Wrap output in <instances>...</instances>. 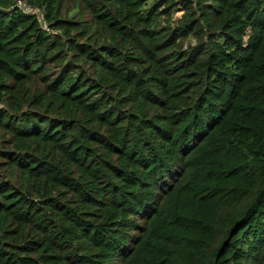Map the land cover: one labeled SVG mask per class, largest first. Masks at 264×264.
Listing matches in <instances>:
<instances>
[{"label": "trees", "instance_id": "obj_1", "mask_svg": "<svg viewBox=\"0 0 264 264\" xmlns=\"http://www.w3.org/2000/svg\"><path fill=\"white\" fill-rule=\"evenodd\" d=\"M0 264H264V0H0Z\"/></svg>", "mask_w": 264, "mask_h": 264}, {"label": "built area", "instance_id": "obj_2", "mask_svg": "<svg viewBox=\"0 0 264 264\" xmlns=\"http://www.w3.org/2000/svg\"><path fill=\"white\" fill-rule=\"evenodd\" d=\"M18 7L26 13L33 14V10L25 2H19Z\"/></svg>", "mask_w": 264, "mask_h": 264}]
</instances>
